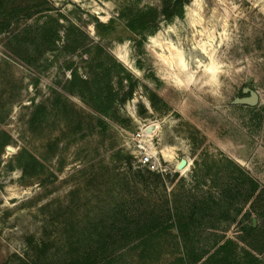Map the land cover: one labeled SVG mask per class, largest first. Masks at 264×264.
<instances>
[{
    "label": "rangeland",
    "instance_id": "374dc122",
    "mask_svg": "<svg viewBox=\"0 0 264 264\" xmlns=\"http://www.w3.org/2000/svg\"><path fill=\"white\" fill-rule=\"evenodd\" d=\"M27 1L44 2L11 3ZM52 1L0 34V264H81L105 226L126 212L168 215L185 189L219 188L236 158L264 182V0H187L171 19L160 0ZM150 11V26L130 28ZM72 26L106 44L113 72L135 83L105 117L71 83L62 47ZM246 87L257 105L234 103ZM138 133L161 177L139 162ZM126 224L160 231L175 250L211 239L203 228L191 239L168 224ZM236 246L220 264H264ZM131 261L122 251L105 264Z\"/></svg>",
    "mask_w": 264,
    "mask_h": 264
},
{
    "label": "trees",
    "instance_id": "16d2710c",
    "mask_svg": "<svg viewBox=\"0 0 264 264\" xmlns=\"http://www.w3.org/2000/svg\"><path fill=\"white\" fill-rule=\"evenodd\" d=\"M43 1L14 4L11 0H0V34L9 29L14 19L30 15L32 9L37 10L39 5L53 3L52 0ZM186 1L160 0L158 14L164 19L181 16ZM156 15L157 12H146L133 20L130 28L145 29L153 23ZM97 27L105 28V25L98 21ZM62 51L70 58L67 69L71 83L95 102L102 117L120 98L119 91L124 89L123 101L132 97L135 89L132 78L125 72H118V75L113 72L116 58L109 47L95 41L85 30L72 26L65 33ZM233 161L236 170L219 176V188L212 185L185 189L180 200L169 208L168 215L162 216L154 210L126 212L125 219L121 221L119 217L113 224L105 226L89 256L82 257L84 262L81 264H105L122 251L131 254L133 264H187L188 258H191V264H220L218 254L230 246L228 254L235 253L239 243L244 251L264 254V182ZM142 170H138V175L142 174ZM144 170L152 173L148 168ZM153 175L161 177L163 174L153 172ZM175 176H180L179 172ZM253 218H256L257 226L253 225ZM126 223L168 224V228L181 231L191 239L194 236L197 238V233L203 228V233L211 239L202 242L194 240L190 245L175 250L176 247H171L172 244L160 231L150 230L147 225L130 227ZM228 236H235L236 239ZM176 255L178 260L170 261ZM63 264L80 263L72 260Z\"/></svg>",
    "mask_w": 264,
    "mask_h": 264
},
{
    "label": "built area",
    "instance_id": "2783aa9c",
    "mask_svg": "<svg viewBox=\"0 0 264 264\" xmlns=\"http://www.w3.org/2000/svg\"><path fill=\"white\" fill-rule=\"evenodd\" d=\"M143 133H138V144L136 148L137 157L142 166H145L153 172H162L164 170L159 160L153 159L151 152L148 151L145 145V139L141 138Z\"/></svg>",
    "mask_w": 264,
    "mask_h": 264
},
{
    "label": "water",
    "instance_id": "95a60500",
    "mask_svg": "<svg viewBox=\"0 0 264 264\" xmlns=\"http://www.w3.org/2000/svg\"><path fill=\"white\" fill-rule=\"evenodd\" d=\"M243 92L247 95L235 98L234 103L245 104V105H250V106H255L258 104L259 95L256 90L246 87L243 89ZM187 163L188 162L186 159H182L178 163V169L184 168L187 165ZM253 225L256 226V218H253Z\"/></svg>",
    "mask_w": 264,
    "mask_h": 264
},
{
    "label": "crops",
    "instance_id": "0c3cea01",
    "mask_svg": "<svg viewBox=\"0 0 264 264\" xmlns=\"http://www.w3.org/2000/svg\"><path fill=\"white\" fill-rule=\"evenodd\" d=\"M238 161H239V163L240 164H242V165H247L248 163L245 161V160H243V159H241V158H236Z\"/></svg>",
    "mask_w": 264,
    "mask_h": 264
},
{
    "label": "bare ground",
    "instance_id": "6f19581e",
    "mask_svg": "<svg viewBox=\"0 0 264 264\" xmlns=\"http://www.w3.org/2000/svg\"><path fill=\"white\" fill-rule=\"evenodd\" d=\"M120 57L123 59V61H124L126 64H129V63H127V59H126V57L121 56V55H120ZM129 65H130V64H129Z\"/></svg>",
    "mask_w": 264,
    "mask_h": 264
}]
</instances>
